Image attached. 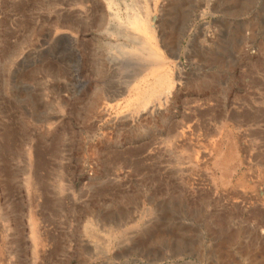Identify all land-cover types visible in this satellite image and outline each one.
<instances>
[{"label":"rangeland","instance_id":"rangeland-1","mask_svg":"<svg viewBox=\"0 0 264 264\" xmlns=\"http://www.w3.org/2000/svg\"><path fill=\"white\" fill-rule=\"evenodd\" d=\"M0 264H264V0H0Z\"/></svg>","mask_w":264,"mask_h":264},{"label":"bare ground","instance_id":"bare-ground-1","mask_svg":"<svg viewBox=\"0 0 264 264\" xmlns=\"http://www.w3.org/2000/svg\"><path fill=\"white\" fill-rule=\"evenodd\" d=\"M142 15V14H141ZM134 19V18H133ZM132 23V25H133V27L137 30V31H139L140 33H144V34H148V32H149V30H148V24H147V20H146V18H144V19H136V20H134V22H131ZM123 39H125V38H123ZM133 44H134V42H133ZM129 47V46H128ZM129 48H131V46L129 47ZM128 48V49H129ZM126 49V48H125ZM160 64V62L158 61V63H156V65L158 66ZM149 110V109H148ZM13 145V144H12ZM31 148H32V150L31 151H33V153L35 154V152H37V147H36V145H35V143L34 144H32V146H31ZM32 157V161L34 160V158H33V155L31 156ZM34 167V166H33ZM34 170H32V178L34 177ZM36 184V183H35ZM33 185V184H32ZM36 186V185H35ZM36 192V191H35ZM34 202V201H33ZM33 202H32V204H33ZM36 202V201H35ZM33 206V205H32ZM33 208V207H32ZM36 208V207H35ZM36 210V209H35ZM34 226H35V224H34ZM33 226V231H35V227ZM31 229V228H30ZM34 242V241H33ZM21 243V242H20ZM35 253V252H34ZM35 259V258H34Z\"/></svg>","mask_w":264,"mask_h":264}]
</instances>
